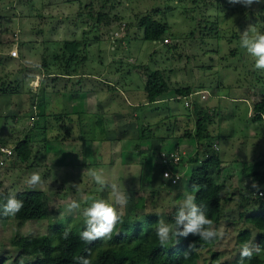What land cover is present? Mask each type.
Listing matches in <instances>:
<instances>
[{
    "label": "rangeland",
    "instance_id": "1",
    "mask_svg": "<svg viewBox=\"0 0 264 264\" xmlns=\"http://www.w3.org/2000/svg\"><path fill=\"white\" fill-rule=\"evenodd\" d=\"M145 14L169 23L170 30H167L172 38L169 39L165 34L170 40L169 44L144 39L142 28L133 27L138 17ZM211 21L215 23L216 29H209ZM251 21L253 22L250 23ZM122 22L123 29L120 28ZM250 25L264 31V0H259L250 7L232 4L229 0H0V50H9L11 44L18 49V56L15 58L0 57V85H7L9 82L14 86V83L19 84L23 78L26 80L25 83L22 82L25 85L18 87V93L5 94L0 91V103L5 104L0 105V128L5 126L3 122L7 127L16 122L13 117L17 116L12 115L15 109L23 104L35 105L34 101L37 105L35 109L39 112H43L44 101L46 113H55L63 106V114L67 116L65 112L72 110V107H84L80 110H93L98 120L90 123L91 128H87L81 121L83 116L59 115L55 121L54 118L51 119V115L47 116L48 124L43 129L40 128L44 122L42 116L32 115L27 118L24 113L19 115L21 119L17 125L21 128H12L14 131L3 141L13 143L24 135L29 136L31 158L25 163L12 155L6 159L5 165H0V198L4 193L8 198L17 191L29 189L26 184L28 177L33 172H39L44 182L36 190L42 191L44 195L46 216L42 219L24 220L14 219L13 216L0 218V256H10L3 264H14L16 250L10 244L14 238L20 235L45 234L49 224L77 229L83 223L81 210L93 198L110 197L111 188L101 190L87 175H83L85 168L103 169L105 172H117L116 174L124 176V164L112 167L111 164L104 163L100 155L86 153L85 149L82 156L85 160L90 159L92 165L88 163L85 168L71 167L73 159L81 163V145L75 144L64 149L63 153H58L55 147L58 144L55 141H59L61 147L67 148L73 139L80 140L77 136L80 128L81 136L88 138V141L97 142L103 134L109 137L111 132H115L112 120L117 106L118 111L126 108L134 112L132 119L135 122H129V125L134 124L138 134L149 128L155 137L165 140L166 147L172 148L170 142H178L187 145L190 143L194 148V139L180 138L177 132L181 117L189 112L192 103L187 108L181 99L167 98L157 103L146 102L136 104L137 106L125 102L124 99L139 97L140 92L136 86L140 84L138 69L143 70L142 68L146 72L156 68L162 70L168 84L163 97H168L184 78V84L192 90L207 92L204 99H200L199 94L193 95L194 100L218 108L211 127L214 133L220 135L217 148L219 147V155L224 156L222 158L225 164L222 167L219 165L217 169L213 167L211 174L216 181L223 184L221 195L224 199L227 197L223 205L225 220H221L217 227L225 235L222 239H217L209 249L200 251L199 262L208 263L210 251L214 250L217 258L213 264H238L234 259L239 257L244 244L238 242V231L247 229V242L256 243L255 229L243 221L238 212L246 214L256 210V195H259L251 188L252 177L243 174L242 165L246 164L245 173L257 171L259 178L255 181L264 193V124L252 123L251 109L247 111L249 115L245 116L247 112L244 102H229L230 97H246L250 107L264 93V70L256 69L254 59L240 47V33ZM115 31L118 36L112 35ZM205 32L207 35L200 37ZM231 35L234 36L230 38ZM63 40L79 42L76 53L82 59L77 65L70 63V74L79 72L83 80V69H90V66L97 68L99 62H102L106 70L118 69L116 81H106L105 83L111 85H104L105 91L99 90V95L91 93L89 100L83 94L84 89L91 92L96 90L89 89L91 87L85 85L79 76L70 79L58 76L63 72L64 60L55 58L54 54L59 55ZM95 72L91 70L90 74ZM143 72L141 75H144ZM32 79H35L33 83ZM90 83L92 85L94 80L90 79ZM57 86L60 95L54 92ZM35 92L37 94L34 95ZM73 104L75 105L72 106ZM99 104L101 107H98ZM164 107H169L170 113ZM190 112L193 114L192 109ZM66 127L70 129L69 133L66 132ZM55 133L68 138L54 139ZM74 134L77 137H73ZM192 151L193 149L189 152ZM197 152L200 154V150ZM187 154L182 157L183 160ZM107 158L111 160L114 155L108 154ZM232 158L235 160L231 162ZM121 160L124 162V157L117 161ZM236 160L237 164L234 163ZM255 160L260 161L258 165L248 164ZM180 165L179 163L178 166ZM138 176L139 171L130 181L134 184ZM126 178L124 176L122 180L120 178L116 181L111 178L110 183L117 184L122 191L126 189L129 199L121 211L124 219L130 222H145L152 214L168 221L167 214L173 210L171 202L174 193L178 194L180 187L184 188L180 189L182 194L176 196L183 199L184 193L188 191L187 183L183 179L176 187L173 185L168 190H158L153 186L140 190V182H137V187L133 190L128 186ZM73 185L79 186L77 188ZM248 194L251 195L250 200L246 199ZM73 200L81 204V209L69 210L68 205ZM135 201L137 204L142 201L143 208H134ZM257 256L262 258L263 262L260 264H264L263 249Z\"/></svg>",
    "mask_w": 264,
    "mask_h": 264
},
{
    "label": "trees",
    "instance_id": "2",
    "mask_svg": "<svg viewBox=\"0 0 264 264\" xmlns=\"http://www.w3.org/2000/svg\"><path fill=\"white\" fill-rule=\"evenodd\" d=\"M204 22H206V20H204ZM252 22L253 21L250 23ZM134 24L142 28V36L144 39L162 42V39L167 37L165 34L168 35L169 39L172 38V35L167 30L168 24L164 21L154 19L151 14L138 17ZM209 26V29H216V25L212 21L209 23ZM208 31L206 32L208 33ZM206 32L205 35H200V37L203 38L206 36ZM190 34H192V31ZM233 36L234 35H231L229 37L231 38ZM78 43V41L74 40H63L59 55L54 54L55 58L62 59V61L64 60L62 67L63 72H60V74L69 75L70 73L68 70L70 63L74 62L77 65L81 62V56L76 53ZM163 44H169V42ZM170 46L174 47L175 45ZM19 52L21 54V51ZM25 81L26 80L23 78L19 84L14 83V86H12L13 83L9 82L7 85H0V91L5 94L18 93V87L20 88L22 85H25L23 84ZM167 89L168 84L163 77L162 70L156 68L146 72L143 82V91L148 102H154ZM191 91V87L188 85H177L173 88V92L179 96H188ZM190 98L192 103L191 109L194 114L192 123L193 129L189 128L188 123H186L185 130H183L181 135L185 137H194L198 142L201 141V145L199 156L197 155V150L194 154L195 157L191 158V161L195 162V165L189 173L187 188L191 190L193 185H198L199 191L193 192L196 197V203L207 208V215L213 220L214 226L217 228L219 222L225 220L223 205L225 201H227V197L224 199L221 195L224 188L223 184L216 181L211 174L213 167L217 169L221 162L218 148L213 147L214 144L217 146L214 140L219 138L220 135L214 133L211 127L214 116L218 114V109L216 107L202 105L200 102L193 99V95ZM251 111L253 112L251 116L252 123L260 120L264 121V93L261 94L257 100L252 102ZM35 115L43 117L44 122L41 124L42 127H40L43 129H45L48 124V117L51 115H53L51 119L54 118L55 121H57L56 118H59V115L63 117L68 116V114L66 116L60 112H39L38 114L35 113ZM35 115L33 114V116ZM13 118L17 119V117ZM35 124L36 121L33 122V125ZM65 130L69 133L70 129L66 127ZM45 138L46 137H43V139ZM67 138L68 136H60L57 133L54 135V139L66 140ZM30 141L31 138L27 135L17 139L12 146L13 156L27 163L31 158ZM259 162V160H255L248 164L258 165ZM245 166L246 164L242 165L243 174L251 176L253 180H258L259 174L257 171L245 173ZM165 183L167 184L166 181ZM15 195L18 199L23 200L24 207L19 213L13 216L14 219H42L46 216V204L42 191L25 189L17 191ZM7 196L6 193L2 195L0 198V205L5 203ZM250 196L249 194L246 195V199L250 200ZM256 198L257 209L246 214L238 212V216L242 217L243 221L248 222L251 227L255 229L256 244L260 245L261 249L264 250V195H256ZM136 207L142 209L143 202L140 201V203L137 204L135 201L134 208ZM176 209L177 207H173L172 212L167 214V220L169 222L172 221ZM4 217V215L0 214V218ZM159 218L158 215L152 214L147 217L145 222H130L125 220L123 215L122 221L116 225L111 239L97 240L92 244L80 239L79 234L84 230V223H81L77 229L49 224L48 232L45 234L20 235L10 242L16 250L13 263L77 264L78 258L83 256L88 257L91 260V264H202L199 262L201 255L200 251L212 247L217 239L203 241L199 236L190 234L186 238H178L179 243L174 245L175 241L173 240L167 247L162 248L159 245L158 238L154 231L155 223ZM65 229H70L67 238L64 236ZM237 234L239 243L248 241L249 232L247 229L242 228ZM190 245H193V247L191 248ZM185 253H187V255H185ZM9 257L10 256L1 255L0 264H3ZM18 258H20V260H18ZM216 258L217 252L214 250L210 251V260L206 264H213ZM234 260L238 262L240 260V255ZM261 262H263L262 258L254 255L251 260H247L246 264H260ZM220 264H225V262Z\"/></svg>",
    "mask_w": 264,
    "mask_h": 264
},
{
    "label": "crops",
    "instance_id": "3",
    "mask_svg": "<svg viewBox=\"0 0 264 264\" xmlns=\"http://www.w3.org/2000/svg\"><path fill=\"white\" fill-rule=\"evenodd\" d=\"M168 26H169V23H168ZM133 27H136V26H133ZM168 30H170L169 27H168ZM11 45H14V44H11ZM7 52H8V50L4 52L1 49L0 50V57H3V58L4 57H6V58L9 57L10 59L15 58V57L8 56ZM129 61L131 62L130 59H129ZM89 68L90 69L87 68L86 70L83 69L84 73H82V75L84 76V79H83L84 81L82 80L83 77H81V75H80L81 73H79V72L75 73V74H69V75L59 74L58 76L69 78V79L71 77H74V76H79L81 81L85 82V85L87 84L88 87H91L89 89L93 88L94 90H96L95 92H91L88 89H84V93L83 94L84 95L86 94L88 99H89V96H91V93H93L94 95H99L98 94L99 90H104L105 91V86L104 85H106V84L111 85L109 83H105L106 81L107 82H112L113 80L116 81V79H117L118 72H116V71H118V69L117 68H115V69H111L110 68V70H106L105 69L106 67L102 66V62H99V67H97V68H93V66H90ZM142 69L143 70L140 69L141 71L138 69L139 78H140V84H138L136 86L138 88V91L140 92V94L138 95L139 97H137L136 99L135 98H133V99H129V98L124 99L125 102L128 105H129L128 102L134 103L135 105L136 104L140 105V104H144V103L148 102L146 100V98H145V94H144V91H143V82H144V79H145V76H146V71H145L144 68H142ZM91 70H94L96 72L94 74H90ZM113 70H115V72H112ZM141 72H143L144 75H141ZM90 79L94 80V83L92 85L90 83ZM183 79L184 78L181 79V82L178 81L179 82L178 83L179 86L185 85L184 84L185 80H183ZM34 80L35 79H32L31 82L33 83ZM101 83L103 85H101ZM58 88H59V86H57V88H54V92H56L58 95H60L61 92H60V90H58ZM127 89L129 90V87ZM44 92H45V89H44ZM35 94H37V92H35L34 95ZM167 98L168 99H172V100L173 99H175V100L181 99L182 103H183V99L181 98V96L176 95V93H174L173 91L168 97H163V95H160L154 102L157 103L158 101H162V100H165ZM204 98H206V96ZM30 99H31V97H30ZM86 99L87 98H85L84 100L86 101ZM235 100L244 102L246 104V107H245L246 112L251 109V106L249 107V100L246 99V97H230V101L229 102H235ZM60 102H61V99L59 101V105H60ZM69 102H71V101L69 100ZM2 103L4 104V102H2ZM2 103H0V105H3ZM34 103H35V101H34ZM148 103H153V102H148ZM42 104H43V106H42L43 107V112H45V110H44L45 109L44 101L42 102ZM201 104L202 105H206V106H210V107H216V106H211V105L204 104V102H201ZM74 105L75 104H73L72 106H74ZM57 107H58V105H57ZM98 107H101V104H99ZM116 107H115V109L113 111V114L115 116H113V120H112V122H113L112 125H115V127H114L115 128V132L114 133L111 132V134H109V137L106 136V134H103V136H101V138H98L97 142H93V140H89L88 141V138L81 136V134H80V129L81 128H80L79 131H78L79 133L77 134V136L79 137L80 140H74L73 139L71 142L68 143L67 148L61 147L59 141H55L58 144V146H55L57 152L58 153H63L64 149H69V148H71V146H74L75 144L78 145V146L81 145L82 149L79 151L80 152V157H81V159H80L81 163H79L78 160L73 159L71 167H73V166L82 167L83 166V168H85L88 163L92 165V162H90L91 161L90 159L89 160H85L83 158L82 153L85 152L83 149L86 150V153L95 154V156H99L100 155V157L103 158L102 161L104 163L111 164L112 167L113 166H118L119 167L120 165L124 164L123 175L127 176V178L125 180H128V182H129L128 186H130L133 190L135 189V187H137V184L139 182L141 183L140 184V188H139L140 190L150 188L149 186L156 187L158 190H159V188L160 189H164V190H168V189H170V188H172L174 186L176 187L178 185V183L182 179L185 180V182L187 183L188 177H189V173H190L192 167L195 165V162L191 161V158L195 157L194 154L196 153L197 150L198 151L200 150V145H201V143H200L201 141L198 142L194 137H185V136L181 135L183 130H185L186 123H188V125H189L188 127L189 128L193 129L192 123H193L194 116L190 112L191 111L190 106H187V108H190L189 109L190 114L188 112V113L184 114L181 117L180 122H179V129H178L177 132L180 134L179 135L180 138H191V140L194 139L195 145H194V148H193L190 145V143L187 145V144H181V143H178V142H172V143L170 142L172 148H174V149H176V150H178L180 152H183L182 153V157L186 153L190 154V155H188V154L186 155L185 160H183V158H181V161H180L181 165L180 166H178V164H179L178 163L177 165H175L173 167V170H175V171H177L179 173L178 181H177V183L174 186H168L165 183V181L163 180V178L161 177V174H160L161 164H160V161H159V153H160V151L166 150V149L171 148V147H166L165 140L162 139V137H155L154 133H151L152 130L149 129V128H147V130H145L146 132H144V133L142 132V133L138 134L136 126H134V124H130L129 125V122H135L134 119H132V115L134 114V112L128 111V109H126V108H122V110L118 111L117 109H119V108L117 107V109H116ZM35 108H37L36 103H35V105L29 103V104H23L18 109H15L12 112V115L15 114V116H17L18 119H14L13 118V120H15L16 122H12V124L8 126L9 128H11V130L3 122V125H5V126H2L0 128V140L3 141L4 139L5 140L8 139L9 134L12 133V131L16 130L15 128H17V129L21 128L20 125H17V122L21 119V118H19V115H22L21 113L26 114L27 118H29V116H32L33 114L35 115V113L38 114L39 111H37V109H35ZM82 108L84 109V107H82ZM82 108L72 107V110L66 111L65 113H67L69 115L83 116V118L81 120L84 123L83 125L86 126L87 128H91L90 127V123L98 122L97 117L94 116L95 114H94L93 110H91V109L80 110ZM105 108H107V107H105ZM164 108L166 109V111L168 113H170V108L169 107H164ZM92 109H93V106H92ZM155 109H158V107H156ZM57 112L64 113V107L60 106V110L57 111ZM165 112H163V113L165 114ZM161 114H162V112H161ZM248 115H249V113L247 112V114L245 116H248ZM114 118H115V120H114ZM189 118H190V120H189ZM86 123L88 125H86ZM254 123H256V124H258V123L264 124L262 120L256 121ZM253 126H255V125H253ZM12 128H14V130H12ZM147 131H149V132H147ZM145 133H147V134H145ZM147 135H151V136L149 137ZM77 136L75 134L73 135V137H77ZM111 139H113V140H111ZM217 139H219V138H217ZM217 139H215L214 141L218 145V140ZM112 141H113V143H111ZM3 142L6 145H8V146H13V144H14V142L13 143L5 142V141H3ZM63 143H64V141H63ZM191 149H193V151L189 152ZM124 150L129 155L124 154L125 153ZM108 154L114 155V158L110 160L109 158H107ZM197 155L199 156V153ZM120 157H124L125 161L124 162L122 160L121 161H117ZM222 157H224V156H222ZM222 157L220 156V159H221V162L219 164L220 167H222L221 165L225 164V162L223 161L224 158H222ZM77 159H78V157H77ZM234 160H235V158H232L231 162L234 161ZM99 162H101V160ZM234 163L237 164V160ZM138 171H139V176L135 180L136 184L135 183L133 184V182L130 181V180L136 175V173ZM105 173L107 175H109L111 178H113V181L120 180V178L122 180V178L124 177V176H120V175L116 174L117 172L115 174H113L110 171L105 172ZM181 188L182 187H180V189ZM180 189L178 191L179 195L182 194L181 190H183L184 188L181 189V190ZM187 190L190 191V189H188V188H187ZM178 194L175 192L173 197H172V202L171 203L173 204V207H178L180 201L182 200V198L176 197ZM170 196H171V193H170L169 197Z\"/></svg>",
    "mask_w": 264,
    "mask_h": 264
},
{
    "label": "clouds",
    "instance_id": "4",
    "mask_svg": "<svg viewBox=\"0 0 264 264\" xmlns=\"http://www.w3.org/2000/svg\"><path fill=\"white\" fill-rule=\"evenodd\" d=\"M258 2L259 0H229V3L242 4L245 7H250L253 3ZM240 47L245 49L246 53L254 59L256 69L264 70V31L250 25L243 33H240ZM83 175H87L101 190L110 187L111 193L108 199L93 198L91 203L81 210L80 214L83 217L85 227L79 234L80 239L89 244L101 239H111L116 225L122 221L123 212L121 209L126 206L129 199L127 191L126 189L122 191L117 184L110 183L111 177L103 169L85 168ZM164 178H168L167 173L164 174ZM43 182L40 173L33 172L28 177L26 184L29 189L34 190ZM78 186L73 185L77 188ZM251 188L255 193L264 195L260 192V185L255 180L252 181ZM197 191H199L198 185H193L190 191L184 193V197L180 201L171 222L159 218L155 223L154 231L162 248L167 247L173 240L175 245L179 243L178 238H186L190 234L199 236L203 241H212L224 237L225 233L218 230L214 226L213 220L207 215V208L196 203L193 192ZM23 207V200L18 199L13 194L7 198L6 203L0 205V214L15 216ZM68 208L69 210L81 209V204L73 200ZM69 232L70 229H65V238H67ZM190 247L192 248L193 245H190ZM261 251L260 245L254 242H245L240 250L238 264H245V261L251 260L254 255L260 254ZM77 264H91V260L82 256L78 258Z\"/></svg>",
    "mask_w": 264,
    "mask_h": 264
},
{
    "label": "built area",
    "instance_id": "5",
    "mask_svg": "<svg viewBox=\"0 0 264 264\" xmlns=\"http://www.w3.org/2000/svg\"><path fill=\"white\" fill-rule=\"evenodd\" d=\"M124 27V23L122 22L120 24V28L123 29ZM119 28V29H120ZM121 30V29H120ZM118 32H113L112 35L113 36H118L117 35ZM169 39L167 38H163L162 39V43H167ZM18 49H16V47L14 45H12V47L8 50L7 54L10 57H17L18 56ZM199 94V98L203 99L206 95L207 92L205 90L202 91H197V90H192L191 93H189L188 96H181V98L183 99V105L185 106H190L191 105V96L192 95H196ZM214 148H217V146L214 144L213 145ZM182 153L174 148L172 149H167V150H162L159 153V161L162 167L161 170V177L167 182L168 186H173L177 183L178 178H179V173L175 170H173V167L175 165H177L178 163H180L181 158H182ZM13 155V151H12V147L11 146H7L5 144H3L0 141V165L3 166L6 163V159H9L10 156L12 157ZM167 173L168 174V178L165 179L164 178V174ZM261 192V191H260ZM259 194V193H258ZM260 195V194H259Z\"/></svg>",
    "mask_w": 264,
    "mask_h": 264
}]
</instances>
